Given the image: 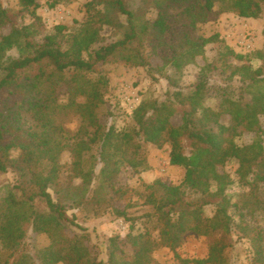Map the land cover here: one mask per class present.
I'll return each instance as SVG.
<instances>
[{"label": "trees", "instance_id": "16d2710c", "mask_svg": "<svg viewBox=\"0 0 264 264\" xmlns=\"http://www.w3.org/2000/svg\"><path fill=\"white\" fill-rule=\"evenodd\" d=\"M131 2L89 0L86 21L48 32L36 14L37 0H17L16 9L0 0V173L15 176L0 200V264H157L154 251L175 252L190 234L215 239L205 258L179 259L182 264H232L233 231L248 241L246 264H264V231L249 226L243 208L231 203L227 189L233 181L220 171L236 161L247 194H261L264 49L254 53L260 66L253 68L218 34L197 33L225 13L258 19L264 0H141L135 10ZM149 8L157 12L153 20L144 16ZM25 14L31 23L19 22ZM104 26L112 31L110 42L101 34ZM209 45L215 46L210 58ZM152 56L162 64L152 66ZM111 61L144 68L151 78L161 75L168 85L162 99L139 104L127 130L103 126L97 116L108 85L98 68ZM189 66L197 70L196 79L184 88L180 79ZM61 111L81 120L71 138L57 124ZM175 115L178 125L171 121ZM245 134L252 135L251 142L236 144ZM145 144L169 147V165L185 169L179 184H119L123 170H147ZM66 150L71 161L62 164ZM134 199L148 208L141 217L151 230L134 228L129 212ZM73 210L88 218L130 221L129 232L123 240L99 241L95 246L103 249L94 250L85 245L87 229L68 215ZM29 232L48 239L36 258L27 252Z\"/></svg>", "mask_w": 264, "mask_h": 264}, {"label": "rangeland", "instance_id": "374dc122", "mask_svg": "<svg viewBox=\"0 0 264 264\" xmlns=\"http://www.w3.org/2000/svg\"><path fill=\"white\" fill-rule=\"evenodd\" d=\"M39 8L36 14L41 18V21L46 31L51 32L54 26L64 25L69 29L77 27L76 24L86 21L84 5L89 0H37ZM141 0H132L130 7L132 10L138 9ZM55 3L54 6H50ZM2 5L6 8L16 9L17 0H2ZM144 16L146 19L153 20L156 16L155 9H145ZM32 18L29 15H23L19 18V22L23 24L31 23ZM3 34L8 32V28L1 30ZM199 35L209 37L213 34H218L219 38L224 43L232 48L237 54L247 56L248 63L257 68L260 66V61L254 58V53L264 49V12L258 19L239 18L233 13H225L220 15L216 20L200 25L197 29ZM102 36L108 42L112 41V31L108 26H104L101 32ZM215 54V46L209 45L206 48V55L210 58ZM15 54H13L14 56ZM199 64H202L200 58L197 59ZM152 66H160L162 60L158 56L150 58ZM99 71L102 72L108 79V85L104 94V103L97 110L99 123L103 126H113L117 130H127L131 127V115L143 100L153 99L160 100L164 92L168 89L166 80L161 75H156L155 78L148 76L146 70L140 67H130L120 62L111 61L99 66ZM197 70L191 66L187 67L183 76L180 79V85L184 88L189 87L195 82ZM60 102L64 101V97H60ZM229 117L223 116L221 122L229 123ZM57 124L64 131L67 137L76 135L81 120L79 116L73 112L61 111L56 116ZM174 125L180 123V118L174 116L171 119ZM264 125V120H263ZM252 135L245 134L242 137L236 138L235 142L238 145H246L251 142ZM148 168L144 172L133 173L129 169L123 170L118 178L119 184L123 186L136 187L141 184H151L156 180H160L168 184H179L184 177L185 169L181 167H173L169 165V147L165 146L157 149L151 145H143ZM71 161L69 151H64L60 157V163L66 164ZM238 164L231 160L225 164L220 171L228 173L233 181L232 185L227 189V195L232 204L238 203L243 208V213L246 214L245 221L252 228L262 229L264 231V187L258 198L253 195H248V189L241 186L236 170ZM98 179L93 183L96 186ZM15 184V176L9 171L0 173V200L5 197L9 187ZM130 208L129 212L132 218H135L134 228L141 230L148 228L151 230V224L145 223L141 217L148 208L141 206V201H136ZM211 207L205 209V215H212ZM75 214L80 226L87 229L89 241L86 246L92 247L94 250H102L103 246H95L99 241L118 236L124 239L130 227V221L124 219H111L108 216L100 218H88L82 212L77 210L69 211L68 215ZM238 218L235 217V220ZM68 235L73 233V230H66ZM154 235L155 233L152 232ZM233 243L232 248L228 250V258L232 264H246L249 260L248 241L238 238L236 231L232 232ZM215 237L209 238L205 236L187 235L183 239L182 245L175 251L171 252L168 249L160 248L153 253V258L157 264H182L179 259H203L208 254V248ZM27 252L36 258V251L48 245V239L45 235H39L29 232L27 237ZM63 264V263H58ZM192 264V263H190Z\"/></svg>", "mask_w": 264, "mask_h": 264}]
</instances>
